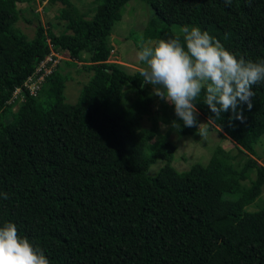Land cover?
<instances>
[{
    "label": "trees",
    "instance_id": "1",
    "mask_svg": "<svg viewBox=\"0 0 264 264\" xmlns=\"http://www.w3.org/2000/svg\"><path fill=\"white\" fill-rule=\"evenodd\" d=\"M129 1L92 0L83 11L72 0H0V193L8 196H0V226L14 223L50 264H264V165L256 150L264 142V84L253 86L242 120L230 112L209 119L203 95L197 99L198 123L217 128L235 150L217 145L207 164L178 171L169 135L199 127H184L140 69L108 61L112 28ZM140 1L150 7L148 21L128 35L139 49L191 25L237 58L264 59V0ZM37 2L62 5L61 31L41 22ZM20 19L34 23L33 37L17 27ZM51 52H67L74 61L64 64L81 62L89 74L77 101H67L71 77L59 64L35 95L24 89L23 101L11 99ZM157 161L163 165L150 174Z\"/></svg>",
    "mask_w": 264,
    "mask_h": 264
},
{
    "label": "clouds",
    "instance_id": "2",
    "mask_svg": "<svg viewBox=\"0 0 264 264\" xmlns=\"http://www.w3.org/2000/svg\"><path fill=\"white\" fill-rule=\"evenodd\" d=\"M232 0H225L231 5ZM143 62L140 76L145 84L153 86V94L174 106V113L184 127L198 128L197 99L219 119L221 113L230 112L243 119V107H252L253 86L264 84V59L252 61L237 58L219 40L199 27L183 25L179 35L150 42L136 52ZM173 127L180 124L172 121ZM206 127L201 133L206 132ZM8 199L6 193H0ZM0 264H50L44 250L18 235L12 222L0 226Z\"/></svg>",
    "mask_w": 264,
    "mask_h": 264
},
{
    "label": "rangeland",
    "instance_id": "3",
    "mask_svg": "<svg viewBox=\"0 0 264 264\" xmlns=\"http://www.w3.org/2000/svg\"><path fill=\"white\" fill-rule=\"evenodd\" d=\"M72 1L83 11L89 9L92 3V0ZM17 6L21 9H25L27 4L18 3ZM61 7L62 5L60 3L48 5L45 4V2H37L34 9L36 13L40 14L41 22L46 24L48 20L52 21L54 30L59 32L62 29L61 24H59L61 21L58 18L59 9ZM148 9L150 12V7L144 1L140 0H131L125 6L122 19L114 24L109 37V45L111 47V53L108 60L109 62L117 63L130 72L145 66L136 58V52L141 49L135 46L133 37L130 39L128 38V35L133 32L141 34L148 21ZM24 16L28 18L33 17L32 8L27 9V11L24 12ZM91 16L92 14L90 13L88 18ZM17 27L28 37H33L34 23L29 24L20 19L17 22ZM149 44L150 42H147L145 43V46H149ZM57 54L59 55L57 59H60L58 64L63 67V72H68L71 77V79L66 82L64 91L67 101L69 103H74L78 99L83 84L89 79V74L82 69L81 62H77L76 66H66L63 61H74V59L69 58L67 52ZM85 55L87 56V54ZM166 104L167 106H171V104L167 102ZM16 109L17 106H15L12 110L16 111ZM153 110L154 113L157 111L160 112L158 103H156ZM142 124L144 127H150V118L144 116ZM158 124L160 126V133L164 134L167 131L168 126L162 124L161 121H159ZM200 124L198 132L195 135L179 136L175 132H171L169 135V140L176 145L173 166L178 171L188 170L196 163L203 165L207 164L217 145L222 146L225 149L235 150L234 142L229 137H223L217 128L208 126L205 120ZM205 127L207 130L202 134L201 129H204ZM262 137H264V135ZM256 150L260 156V160L258 162L264 165V142L259 144ZM162 165V161H157L151 166L149 170L150 174H155ZM261 198L262 201H259V204L262 205L264 204V187Z\"/></svg>",
    "mask_w": 264,
    "mask_h": 264
},
{
    "label": "built area",
    "instance_id": "4",
    "mask_svg": "<svg viewBox=\"0 0 264 264\" xmlns=\"http://www.w3.org/2000/svg\"><path fill=\"white\" fill-rule=\"evenodd\" d=\"M56 54V52H51L50 55L45 57V59L40 63L35 72L26 79L23 87H16V89L13 91L11 99H18L19 102L23 101L25 94L24 89H27L29 91V94L35 95L45 76L48 75L58 64L60 59H57L59 55L57 54L56 56ZM48 63H50V65H48Z\"/></svg>",
    "mask_w": 264,
    "mask_h": 264
}]
</instances>
